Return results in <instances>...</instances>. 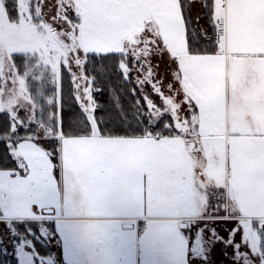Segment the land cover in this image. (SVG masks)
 Wrapping results in <instances>:
<instances>
[{
    "label": "snow or ice",
    "instance_id": "snow-or-ice-1",
    "mask_svg": "<svg viewBox=\"0 0 264 264\" xmlns=\"http://www.w3.org/2000/svg\"><path fill=\"white\" fill-rule=\"evenodd\" d=\"M205 7L211 47L190 30L184 0H56L51 21L43 0H15V17L0 0V113L9 118L0 143L17 169L0 170V202L55 200L62 174L67 195H82L90 212L116 200L182 213L194 242L231 246L235 264H264V0ZM165 54L176 66L169 95L151 64ZM111 58L126 82L141 74L145 104L136 100L131 120L95 115L101 89L87 67ZM64 69L82 112L67 128ZM217 221L235 222L226 240L210 227Z\"/></svg>",
    "mask_w": 264,
    "mask_h": 264
},
{
    "label": "rangeland",
    "instance_id": "rangeland-1",
    "mask_svg": "<svg viewBox=\"0 0 264 264\" xmlns=\"http://www.w3.org/2000/svg\"><path fill=\"white\" fill-rule=\"evenodd\" d=\"M7 1L15 4V0ZM184 2L190 30L206 33L207 37L211 38L209 39L211 47L214 32L209 23V13L205 3L211 4L212 0H184ZM55 6L56 0H43V11L49 21L55 14ZM50 8L51 12L48 11ZM70 18L75 19L74 13L70 14ZM56 26L60 27V25ZM163 60H165L164 55L151 57L153 82L161 87L165 95H169L171 93L166 89H168L167 77L170 73L168 68L162 67ZM16 64L20 68L19 64ZM20 65L23 71V58L20 60ZM132 74L134 79L141 75L135 69ZM171 81H173L172 77ZM143 88L149 98L157 106H161L162 103L156 101L149 92L152 91L151 86L144 85ZM100 89L101 91L93 93L96 101L97 96L103 95L102 87ZM118 108L121 110L120 107ZM23 115L24 113L21 112V116ZM20 132L23 134L24 129L21 128ZM44 146L50 147L47 144ZM56 174L59 178L58 170ZM56 184L59 185L60 191L55 200H42L38 206L33 204L25 208L21 204L12 207L7 202H0V264H235L231 246L225 247L224 243L219 242H194L190 218L184 219L188 223L187 227H180L181 220L177 218L147 217L144 220H152L153 227L138 228L124 227L123 220L106 218L124 213L179 214L177 212L145 211L137 208L135 204H124L116 200L110 201L96 212H90L82 195L75 194L71 197L67 195L62 174ZM212 202L216 204L215 198ZM45 207H53L54 212H44ZM26 220L37 221L39 231L37 235L34 227L28 225ZM159 223L164 227H158ZM169 223H173V226ZM234 224L235 222L217 221L210 227H215L218 234L226 240L228 230L232 229ZM143 237H149V240H145L147 242L144 243ZM204 240L208 241L207 233ZM235 240L240 241L239 234ZM37 241L49 246L46 254L38 251ZM173 241L180 244L178 258H174V252L168 251ZM241 251L247 249L242 248Z\"/></svg>",
    "mask_w": 264,
    "mask_h": 264
},
{
    "label": "trees",
    "instance_id": "trees-1",
    "mask_svg": "<svg viewBox=\"0 0 264 264\" xmlns=\"http://www.w3.org/2000/svg\"><path fill=\"white\" fill-rule=\"evenodd\" d=\"M8 9L10 15L15 17V4L12 1H7ZM186 14V13H185ZM187 16V15H186ZM190 28V26H189ZM200 43L206 47H210L209 39L201 36ZM21 56L18 54L15 56V62L19 64L20 70L22 71V66L20 65ZM115 58L100 61L98 59L94 60L93 64L88 65L87 71L90 76H94L96 79V84L102 87V94L97 96V102L99 107L96 109L97 118L105 117L109 121L119 122L123 117H127L129 120L132 119V114L134 111V105L137 99H140L141 105H144L143 96L140 95V90L137 88L133 74L131 73L132 79L125 81L123 77L116 71L113 66ZM137 88V93L135 96L132 94V89ZM62 91H63V109L62 117L65 128H67L69 122L74 117L82 115L81 109L74 100L73 96V85L71 83V77L66 69L63 70L62 79ZM153 98L162 103L159 96L154 95L150 90ZM118 98V104H117ZM120 107L121 110L118 108ZM164 121L170 120L169 116H165ZM8 116L6 114L0 113V127L8 123ZM111 126V123H109ZM120 134H123L122 129H118ZM0 170H17L16 162L12 158L6 148L4 143H0ZM28 225L34 227L35 234L39 233L37 228V221L26 220ZM34 238V236H33ZM37 249L41 254H46V250L49 246L42 245L41 242L36 243Z\"/></svg>",
    "mask_w": 264,
    "mask_h": 264
},
{
    "label": "crops",
    "instance_id": "crops-1",
    "mask_svg": "<svg viewBox=\"0 0 264 264\" xmlns=\"http://www.w3.org/2000/svg\"><path fill=\"white\" fill-rule=\"evenodd\" d=\"M164 58L165 60H163V68L165 67V69L168 68V72L170 73V76L167 77L168 78V84L171 83V77L173 78L172 76V70L176 67L175 64H173L171 62V59L168 55H164ZM167 81V79H166ZM168 88V87H167ZM166 91L169 93V90L166 89ZM161 99V98H160ZM139 217V218H138ZM147 217H170V218H177V219H180L182 221H185L184 219H189V217L183 215L182 213H179V214H167V215H149V214H133V213H124V214H119V215H110V216H107L106 218H116L118 220H123L124 222L126 220H130L131 222L134 223V226L133 227H140V226H143V227H153V223H152V220L151 221H146L144 219H146ZM132 219H137L136 221L132 220ZM163 222V221H162ZM167 222H171V221H167ZM152 224V225H151ZM160 225L158 227H164V225H162V223H159ZM171 224V226H173V223H169ZM156 227V226H154ZM181 227V226H180ZM145 234V233H144ZM145 240H149V237H143V241L144 243H146L147 241ZM173 243L169 248H168V251H170V253L174 252V258H178V252H179V246L180 244L176 243V242H171ZM176 243V244H174Z\"/></svg>",
    "mask_w": 264,
    "mask_h": 264
},
{
    "label": "water",
    "instance_id": "water-1",
    "mask_svg": "<svg viewBox=\"0 0 264 264\" xmlns=\"http://www.w3.org/2000/svg\"><path fill=\"white\" fill-rule=\"evenodd\" d=\"M44 212L46 213H53L54 212V208L53 207H45L44 209ZM188 223L186 221H182L180 223V226L181 227H187ZM124 227H133L134 226V223L131 222V221H125L124 224H123Z\"/></svg>",
    "mask_w": 264,
    "mask_h": 264
}]
</instances>
